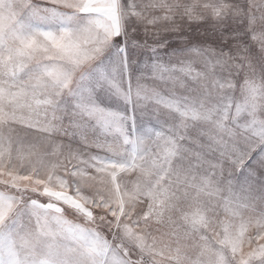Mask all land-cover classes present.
I'll use <instances>...</instances> for the list:
<instances>
[{
  "label": "snow or ice",
  "instance_id": "1",
  "mask_svg": "<svg viewBox=\"0 0 264 264\" xmlns=\"http://www.w3.org/2000/svg\"><path fill=\"white\" fill-rule=\"evenodd\" d=\"M0 264H264V0H0Z\"/></svg>",
  "mask_w": 264,
  "mask_h": 264
}]
</instances>
